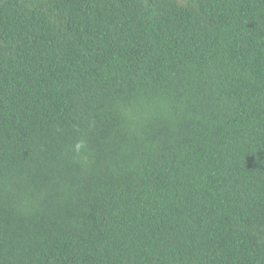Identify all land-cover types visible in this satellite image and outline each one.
<instances>
[{
  "label": "trees",
  "instance_id": "trees-1",
  "mask_svg": "<svg viewBox=\"0 0 264 264\" xmlns=\"http://www.w3.org/2000/svg\"><path fill=\"white\" fill-rule=\"evenodd\" d=\"M0 264H264V0H0Z\"/></svg>",
  "mask_w": 264,
  "mask_h": 264
},
{
  "label": "bare ground",
  "instance_id": "bare-ground-1",
  "mask_svg": "<svg viewBox=\"0 0 264 264\" xmlns=\"http://www.w3.org/2000/svg\"><path fill=\"white\" fill-rule=\"evenodd\" d=\"M153 226V225H152Z\"/></svg>",
  "mask_w": 264,
  "mask_h": 264
}]
</instances>
